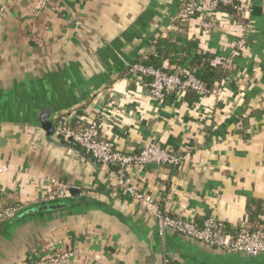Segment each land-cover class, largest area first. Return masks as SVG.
<instances>
[{
  "label": "crops",
  "instance_id": "crops-1",
  "mask_svg": "<svg viewBox=\"0 0 264 264\" xmlns=\"http://www.w3.org/2000/svg\"><path fill=\"white\" fill-rule=\"evenodd\" d=\"M235 1L251 7V27L229 73L214 81L221 97L173 92L155 102L150 79L131 75L125 64L153 56V67L174 72L190 70L201 52L229 59L240 35L235 20L210 8L192 18L186 37L198 47L176 66L157 56L154 43L174 30L184 1L49 0L37 9L38 0H0V161L8 167L0 211L48 201L53 182L91 199L89 207L29 212L4 223L0 264L64 250L76 252L74 264H164L165 258L264 264V255L224 253L172 232L161 236L156 218L122 189L116 167L78 146L54 145L40 121L50 111L55 121L64 116L82 130L101 109L102 138L122 153L153 143L183 156L176 167L129 172L164 211L201 227L214 219L231 233L249 220L261 222L253 211H264V0Z\"/></svg>",
  "mask_w": 264,
  "mask_h": 264
},
{
  "label": "built area",
  "instance_id": "built-area-1",
  "mask_svg": "<svg viewBox=\"0 0 264 264\" xmlns=\"http://www.w3.org/2000/svg\"><path fill=\"white\" fill-rule=\"evenodd\" d=\"M187 1L183 11L185 17L183 21H187V23L207 8L215 11L220 4L233 5L235 3V0ZM48 2L49 0H38L37 9L44 8ZM235 8L245 21L242 23L236 22L240 35L231 58L215 57L211 61V65L214 67L231 69L233 60L240 56L247 44V33L249 27H251V7L243 2H239ZM202 25L212 27L211 23L202 22ZM129 73L134 76L150 79L148 83L149 95L155 102H164L168 95L173 92L179 94L193 92L201 97L213 96L216 99L220 98L223 93L219 84L206 82L191 69L167 72L153 66L131 64L129 66ZM102 113L101 109H97V118L82 130L72 128L68 120L64 116H61L57 119L56 136L66 144L82 148L98 163L116 167L122 189L135 203L140 204L156 218L161 236H164L167 232H172L224 253L239 254L251 258L264 255L263 231L251 230L246 225H243L237 232L231 233L214 219L207 220L201 227L193 219L173 216L164 211L153 195L139 190L129 175L131 170L143 172L149 165L176 167L181 164L183 156L178 151L153 143L145 145L137 153H122L112 142L102 138ZM7 170L8 167L0 161V180ZM53 185L55 188L51 190L49 199L62 198L68 195L67 187L61 186L57 182H53ZM19 209L0 211V223ZM75 256L76 252L74 250H64L48 256H42L25 264H74ZM164 264L176 263H172L169 258H165Z\"/></svg>",
  "mask_w": 264,
  "mask_h": 264
},
{
  "label": "trees",
  "instance_id": "trees-1",
  "mask_svg": "<svg viewBox=\"0 0 264 264\" xmlns=\"http://www.w3.org/2000/svg\"><path fill=\"white\" fill-rule=\"evenodd\" d=\"M187 2H188L187 0H184L182 11L180 13L182 17L180 16L175 22L174 30L171 31L166 38H159L154 43L157 56L162 55L164 58H167L171 65L178 66L182 64L183 60L186 58L184 54L189 56L190 49L198 47L196 43L197 41H193V40L189 41L186 37L187 21H183V19H185L183 11H184V5ZM238 3H239L238 1H235L233 5L220 4L217 10L221 13H225L230 18L235 20L237 23H242L245 20L238 12V10L235 8V6ZM183 56L185 58H183ZM156 58L157 57L150 56V59L148 60L147 63L145 62V64L144 63H140V64L145 66H154V64L156 65L155 62ZM213 59H214L213 55L209 53L201 52L192 60V65H191L192 66L191 70H193L198 77L204 79L206 82L211 84L215 80L221 81L223 77H225L231 70L224 67L212 66L211 61ZM148 63H150V65ZM165 71L172 72L170 70H165ZM251 215H252V211L250 209V217ZM253 215H252L253 218L257 215L259 217H263V219H261V222L259 223H254L252 220H249L245 225L249 227L251 230H261L264 232V211L260 212V210L256 209L253 211ZM171 262L176 264H181L174 260H171Z\"/></svg>",
  "mask_w": 264,
  "mask_h": 264
},
{
  "label": "water",
  "instance_id": "water-1",
  "mask_svg": "<svg viewBox=\"0 0 264 264\" xmlns=\"http://www.w3.org/2000/svg\"><path fill=\"white\" fill-rule=\"evenodd\" d=\"M177 1L183 2L184 0H177ZM130 65H131V63H129V62L126 63L125 68H128ZM44 112L45 113H43L40 117V121H41V125L43 126V128L45 129V131L47 133V138L49 139V141L56 146L65 147L68 149L75 150V146L66 144V143H64L58 139V137L56 136L57 121L54 120V118L52 117V113H50V111L49 112L44 111ZM74 200H75V204L72 205L74 203ZM90 200L91 199H89V197L84 194V191L78 189L76 186L75 187H68V195L66 197L49 199L48 201H44L43 203H41L40 205H38L37 207H34V208L33 207H25V208L22 207L19 210H17L13 215H11L9 218L2 221L0 223V227L4 223L12 221V220L16 219L17 217L22 216V215L29 213V212L33 213V212H47V211H49V213H50L52 211L65 210V209L72 208V207L76 208V207H80L82 205H85V207H89L90 206V203H89Z\"/></svg>",
  "mask_w": 264,
  "mask_h": 264
}]
</instances>
